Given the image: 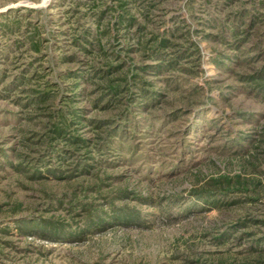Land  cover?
<instances>
[{
    "label": "rangeland",
    "instance_id": "1",
    "mask_svg": "<svg viewBox=\"0 0 264 264\" xmlns=\"http://www.w3.org/2000/svg\"><path fill=\"white\" fill-rule=\"evenodd\" d=\"M0 264H264V0H0Z\"/></svg>",
    "mask_w": 264,
    "mask_h": 264
}]
</instances>
